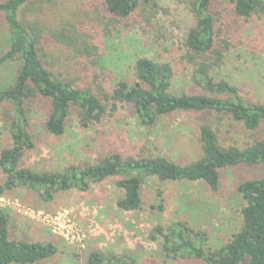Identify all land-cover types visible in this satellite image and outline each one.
I'll return each instance as SVG.
<instances>
[{
	"label": "rangeland",
	"instance_id": "obj_1",
	"mask_svg": "<svg viewBox=\"0 0 264 264\" xmlns=\"http://www.w3.org/2000/svg\"><path fill=\"white\" fill-rule=\"evenodd\" d=\"M189 2L140 0L135 15L122 25L113 24L103 14L100 0H34L20 9L19 20L37 36L44 67L64 82L79 88L100 85L110 90L116 82H131L135 61L147 58L173 68L174 95L202 94L184 59V39L195 26ZM148 15L151 18L146 21ZM227 22L226 33L220 38L228 43L227 50L211 77L235 86L246 102L264 105V21ZM5 34L0 17V56L8 47ZM83 47L89 48L94 57L83 55ZM18 67L17 59L0 65V93L12 87ZM11 109L9 104L4 107L6 113ZM3 116L0 151L11 143ZM47 116L48 104L39 101L31 118L33 148L25 151L20 161L21 168L42 174L94 164L112 152L132 157L143 152L187 165L201 157V125L210 127L224 148L242 149L256 139H264V123L249 132L227 114L178 113L162 118L150 129L143 127L131 110L118 108L99 125L87 129L81 128L72 115L60 137L45 132ZM262 174L260 169L245 166L226 169L221 172L217 193L202 184L146 178L141 187L142 208L134 213L116 207L122 197L117 178L89 183L83 190L57 192L48 203L31 190L15 188L0 195V210L8 216L10 240L56 249L55 255L36 264H84L90 251L124 255L134 264H164L170 259L164 255L159 239L153 240L156 227L184 223L203 233L206 249L214 251L240 228L241 204L235 186ZM171 262L204 264L191 258Z\"/></svg>",
	"mask_w": 264,
	"mask_h": 264
},
{
	"label": "trees",
	"instance_id": "obj_2",
	"mask_svg": "<svg viewBox=\"0 0 264 264\" xmlns=\"http://www.w3.org/2000/svg\"><path fill=\"white\" fill-rule=\"evenodd\" d=\"M34 0L0 1V17L8 42L0 56V65L17 59L12 87L0 93V117L10 136V146L0 151V195L15 188L37 193L48 203L57 192L72 188L83 190L89 183L117 178L122 197L116 202L119 211L138 212L142 208L141 187L146 178L159 182L202 184L211 193L220 187L221 172L237 166L260 169L263 174L238 183L234 193L241 207L240 228L220 248L206 249L207 238L184 223L156 227L153 240L160 241L164 255L173 264L176 258H191L204 264H264V139L246 147L224 148L212 129L198 128L201 157L178 165L162 157L141 153L132 157L112 152L94 164L72 167L63 173L42 174L23 169L24 152L33 148L31 118L39 101L48 104L45 132L53 137L64 134L72 115L81 128L99 125L118 108L131 110L145 128H153L167 116L178 113L227 114L249 132L264 123V105L246 102L238 89L225 81H214L211 73L224 60L228 43L220 41L228 21L247 24L254 18L264 21V0H190L195 26L184 39V59L192 68V80L202 94L171 92L174 70L169 64H157L147 58L135 61L133 80H122L107 90L104 87L79 88L55 77L43 65L38 38L24 28L19 11ZM140 0H100V9L113 24H126L136 13ZM147 14V13H146ZM152 16V14H151ZM148 15L145 20L151 18ZM145 21V22H146ZM122 22V23H121ZM79 53L94 57L89 48ZM11 105L6 113L4 107ZM56 254L51 245L28 244L10 240L8 216L0 210V264H36ZM84 264H134L124 255H104L90 251Z\"/></svg>",
	"mask_w": 264,
	"mask_h": 264
}]
</instances>
